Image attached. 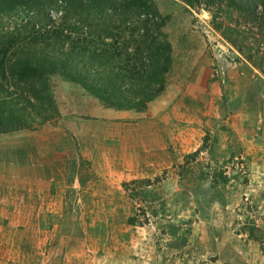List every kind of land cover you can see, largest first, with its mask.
I'll return each mask as SVG.
<instances>
[{"label":"rangeland","instance_id":"obj_1","mask_svg":"<svg viewBox=\"0 0 264 264\" xmlns=\"http://www.w3.org/2000/svg\"><path fill=\"white\" fill-rule=\"evenodd\" d=\"M152 2L171 48L156 100L117 110L52 74L55 114L0 134V264H264V25ZM20 23L3 16L0 32ZM132 151L155 174L130 175ZM69 154L74 168L57 161ZM68 170L91 183L47 177Z\"/></svg>","mask_w":264,"mask_h":264},{"label":"trees","instance_id":"obj_2","mask_svg":"<svg viewBox=\"0 0 264 264\" xmlns=\"http://www.w3.org/2000/svg\"><path fill=\"white\" fill-rule=\"evenodd\" d=\"M181 1L226 6L264 25V0ZM3 16L24 23L0 32V134L55 114L52 74L117 110L139 111L164 89L171 48L162 30L166 16L152 0H0Z\"/></svg>","mask_w":264,"mask_h":264},{"label":"crops","instance_id":"obj_3","mask_svg":"<svg viewBox=\"0 0 264 264\" xmlns=\"http://www.w3.org/2000/svg\"><path fill=\"white\" fill-rule=\"evenodd\" d=\"M158 96H160V95H158ZM154 100H156V99L154 98L153 100H151L149 102H153ZM146 110H148V107H146ZM69 156H70L69 157L70 158L69 160L68 159L65 160L64 159L65 155H62V156H60V158L57 159V161L58 162L59 161H63V162H66V163H70L73 166V168H74L75 167V164H76L75 157H73V155H70V154H69ZM128 159H129V161L127 160V158L126 159H122L121 162H122V164L124 163V165H126L125 166V170L128 173H130V175L136 174L135 175L136 177L146 176V177L149 178L151 173L155 174L154 171L153 172H149V171H147L148 169H144L143 167L140 166V164H139L140 161L137 159V156H136L135 152L132 151L131 152V156ZM70 170H72V169H70ZM70 170H68V172L65 173V175H67V174H69V175L72 174L73 175V178H70L69 180H68L67 176L66 177L65 176H57L56 174H51V177L50 176H47V177H48V179H52L53 178L55 180V181H53L54 184H55V182H57L60 185L61 184H65L66 185L67 184L66 181L67 182L69 181V182H72V185H70V186H76L75 188L78 187L79 189L81 188V187H79V185H81V186L84 187L85 185L83 183L89 184V182H85L86 180L87 181H90V183H91V178H93V175H92L91 172L84 171L82 174H77L76 175V173L73 174V172H69ZM52 172H54V171H52ZM7 173L8 172H6V171H0V177L2 176L3 178H5L8 175ZM43 173L44 174H47V172H44V170H43V171H41V174L39 173L37 175V177L41 178L43 176ZM118 173H119V171L118 170H115V167H113V168H110V170H108V169L107 170H103L102 173H101V176L104 177L105 182L107 184L110 183L112 185V183H111L112 180L109 177L114 178L115 176L119 175ZM117 180H118V176H117ZM115 187H119V185L115 184ZM35 192L37 194H39V193H42L43 191L42 192L41 191H39V192L38 191H35ZM1 207L5 208L6 210L7 209L9 210V207H7V206L1 205ZM5 218H7V216ZM5 218H4V220H5Z\"/></svg>","mask_w":264,"mask_h":264}]
</instances>
